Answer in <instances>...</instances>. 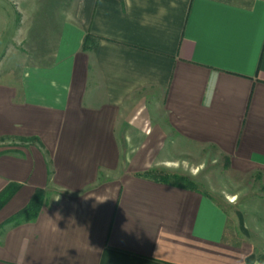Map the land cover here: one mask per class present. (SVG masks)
Here are the masks:
<instances>
[{"label":"crops","instance_id":"obj_1","mask_svg":"<svg viewBox=\"0 0 264 264\" xmlns=\"http://www.w3.org/2000/svg\"><path fill=\"white\" fill-rule=\"evenodd\" d=\"M13 6L0 57V194L15 188L0 207V264H264V0ZM140 93L132 120L160 106L172 135L216 148L232 173L257 181L246 208L260 210L244 212L235 193L222 205L148 179L143 159L127 173L117 127ZM36 190L37 216L7 222Z\"/></svg>","mask_w":264,"mask_h":264},{"label":"rangeland","instance_id":"obj_2","mask_svg":"<svg viewBox=\"0 0 264 264\" xmlns=\"http://www.w3.org/2000/svg\"><path fill=\"white\" fill-rule=\"evenodd\" d=\"M0 6L3 7L4 14V21H0L1 57L3 50L10 47L19 17L13 0H0ZM142 95L140 93L130 101L132 106L123 111L118 121V141L122 148L121 162L127 173L141 167L142 161L145 160L151 163L152 168L166 169L195 180L222 205L229 200L224 197L226 193H235L233 196V200H236L235 205L246 209L244 212L260 210L259 203H251L249 208H246L247 202L258 199L262 193L257 181L252 177L232 173L226 166V159L216 148L195 146L172 135L167 129L160 106H156L153 112L149 113V117H144L142 110L141 116L138 115L137 119L132 120L136 105L142 102ZM151 104V101L147 102L148 107ZM129 119L132 121L128 122ZM6 143L17 144L14 140H7Z\"/></svg>","mask_w":264,"mask_h":264},{"label":"trees","instance_id":"obj_3","mask_svg":"<svg viewBox=\"0 0 264 264\" xmlns=\"http://www.w3.org/2000/svg\"><path fill=\"white\" fill-rule=\"evenodd\" d=\"M93 41V37L90 34H87L84 37L83 40V49H88ZM227 160V159H226ZM228 161V160H227ZM228 165V162H226V166ZM140 175L152 179L154 181L162 182V183H168L172 185H177L183 188L192 189V190H198L200 191L202 188L200 185L193 179L178 174L175 172L168 171L166 169H148L143 171ZM11 187V186H10ZM10 190L9 187L5 191H3L0 194V207L7 201V199L10 197L13 191ZM206 194V192H204ZM45 202V194L41 190H36L30 199V201L26 204L25 207H23L21 210L17 211L15 214H13L7 222H13L15 224H18L20 222L29 221L34 219L38 212L40 211L41 206Z\"/></svg>","mask_w":264,"mask_h":264}]
</instances>
